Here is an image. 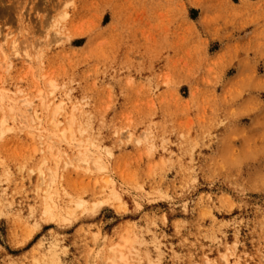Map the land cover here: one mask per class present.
Listing matches in <instances>:
<instances>
[{"label":"rangeland","instance_id":"obj_1","mask_svg":"<svg viewBox=\"0 0 264 264\" xmlns=\"http://www.w3.org/2000/svg\"><path fill=\"white\" fill-rule=\"evenodd\" d=\"M4 36L0 264H264V0H0Z\"/></svg>","mask_w":264,"mask_h":264},{"label":"bare ground","instance_id":"obj_2","mask_svg":"<svg viewBox=\"0 0 264 264\" xmlns=\"http://www.w3.org/2000/svg\"><path fill=\"white\" fill-rule=\"evenodd\" d=\"M8 34V33H6ZM10 36V35H9ZM8 36H4L2 38V40H0V56L2 55V58H1V61L4 59L5 63L6 62V59H7V51H11L10 54H14V56L18 53L17 51V46L16 44H18V42H16V40H8ZM4 48H6V52L4 50ZM9 48V50L7 49ZM6 53V54H5ZM9 54V53H8ZM18 55V54H17ZM15 56V57H18V56ZM13 56V57H14ZM10 58V57H9ZM26 58H29V56H26ZM30 59V58H29ZM9 60V59H8ZM3 62H1L2 64ZM4 63V64H5ZM8 67L11 66L9 63L6 64ZM68 98V97H67ZM7 100V95H5L3 92H0V106L3 105L4 101ZM12 100V99H11ZM9 101V99L7 100ZM6 102V101H5ZM10 102V101H9ZM11 103V102H10ZM23 103H25L24 105L27 106L31 103H28L26 102L25 100L23 101ZM6 104V103H5ZM9 104V103H8ZM66 103L61 100L59 101V104H57V106L55 107V109L52 111V115H55L57 113H59L61 110H63L64 106ZM4 106V105H3ZM1 109V107H0ZM9 112L11 114H13V112H16V109H14V107H10L9 108ZM32 112L34 113V115H36V113L32 110ZM13 120V118H12ZM25 120V119H24ZM34 120H36V118H33L32 117V120L30 121V123L27 122V126L25 127H28L29 129L32 128L31 127V124L34 122ZM14 122V120H13ZM7 123V120H6V117H2L1 120H0V137L3 136V134L9 130V128H5V125ZM57 126V125H55ZM23 127H21L22 129ZM26 128V129H28ZM25 129V128H23ZM29 132V131H28ZM27 134V133H26ZM30 134V133H29ZM68 134H71V129H67V130H62L61 133H60V136L58 137L59 139V143H62L64 142L68 137H66V135ZM149 136V133L147 132H144V133H141V136L139 135L140 139L135 137L134 141L137 145H139L144 139H146L147 137ZM38 137H43L42 135L38 136ZM129 139L128 140H131L132 139V134H129L127 136ZM71 139V138H70ZM63 153V152H62ZM50 154V153H49ZM63 154H66V153H63ZM72 154V153H71ZM91 158V159H90ZM75 160H80L84 163H86V161H91L93 163H96L97 164V168L98 170H103L104 172L106 171V167H102V165H100V160L99 158H93L90 154H89V151L84 149L83 151H78L76 150V155H75ZM56 160H55V164H56ZM71 162V161H69ZM44 164V161L42 163V165ZM39 173L42 174V172L40 171ZM40 175V174H39ZM113 179V178H112ZM111 178L107 177L103 180V183H104V188L107 189V193H106V196L101 199V200H98L94 203H92L91 205V211H95L97 210L101 205H104V204H108V203H111V202H114V203H119V208L120 206H122V196H121V193L119 192L118 188H116L115 186V182L112 180ZM42 180V178H41ZM119 183V182H118ZM49 187V185H48ZM105 193V192H104ZM47 204V203H45ZM74 205V204H73ZM77 206L79 209L82 208V209H85V205H84V202L82 200L79 199V201L77 200L75 202V205L74 207ZM117 208V207H116ZM89 210V211H90ZM87 211V212H89ZM123 211V210H122ZM44 215H51V211L49 208H46L44 210ZM65 219H63L64 221ZM67 220V219H66ZM65 220V221H66ZM64 221V222H65ZM68 222V221H66ZM128 232H125V236L122 237V240H121V243L120 244H116V245H113V246H110L108 247V255L105 256L104 258V261L103 262H100V263H103V264H127L128 263V259H129V254H130V251H131V246L132 244L134 243V239L132 237H130V235H132L130 233V235L127 234ZM123 234V233H122ZM120 237V236H119ZM120 242V240H119ZM107 249V248H106ZM106 251V252H107ZM53 256V254H52ZM54 257V256H53ZM100 258V257H99ZM224 258V257H223ZM208 260H206V264H208ZM224 263L226 264H230L229 261L227 259H224ZM57 264V263H56Z\"/></svg>","mask_w":264,"mask_h":264}]
</instances>
